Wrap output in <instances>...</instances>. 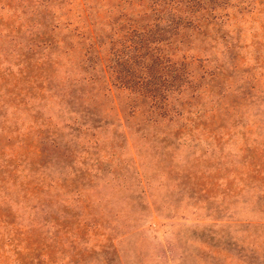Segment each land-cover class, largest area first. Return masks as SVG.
<instances>
[{
  "label": "rangeland",
  "instance_id": "obj_1",
  "mask_svg": "<svg viewBox=\"0 0 264 264\" xmlns=\"http://www.w3.org/2000/svg\"><path fill=\"white\" fill-rule=\"evenodd\" d=\"M151 1L0 0V264H264V0Z\"/></svg>",
  "mask_w": 264,
  "mask_h": 264
},
{
  "label": "trees",
  "instance_id": "obj_2",
  "mask_svg": "<svg viewBox=\"0 0 264 264\" xmlns=\"http://www.w3.org/2000/svg\"><path fill=\"white\" fill-rule=\"evenodd\" d=\"M158 1L161 2V0H152L151 1V5H150L151 6L150 7L151 10L158 11V9L156 7H152L153 5L154 6H156V5L158 6L159 5L157 3ZM134 2L136 3V0H134ZM186 2H189V1L186 0L185 3L183 2V5H184V7H186V9H187V7L189 9V5ZM175 3H176V5H175V8H174V12L175 13H178V14H182L181 13L182 11L179 10L180 6H182L181 5V1L180 0H174V4ZM190 12H192V11L190 10ZM169 13L170 12L167 11L165 14H169ZM157 16H158V14H157ZM184 16H185V18L188 19V22H187V25L186 26H189L190 25V21H194V19L191 18L192 17V14L191 15H184ZM177 17H178V21L177 20L175 21L173 19H168V20L166 19V24H167L166 26H171V24H172L173 26H172L171 29L177 28V25H178V23L181 20V18L179 16H177ZM190 18H191V20L189 21ZM153 20H155V19H153ZM55 22H57V21H52V20L50 21V24H51L50 25V27H51L50 28V31H52V29H54V28L57 27V25L55 24ZM152 23H154V21ZM125 25H126V23H125ZM125 25H123L120 28V30H122V34H123L122 37H123V39H125L123 41H128L129 43H132V38L133 37H135V38L138 37V35H135L137 33V31H136L134 25L128 24L126 27H124ZM182 28H184V26H182ZM152 34L153 33L150 32L149 34L146 33V34H143V36H140L141 38L144 37L143 38L144 39L143 40V45L141 46L144 49V53L139 54V57H140V55H144V56L146 55L148 57L147 59H151L152 60V65H154V67L157 68V69H153V68H151L150 70H148V68L146 69V73H145L146 75L144 74V76H142L143 78H140V80H138L136 82V83L140 82L139 83V88L141 89L140 92L137 93V95L139 97H141V98H146V100H148V108H149V110H154V106L157 103L158 104L160 103L163 106L164 110H165V108L167 106V103H168V102L166 103V100L168 99V96H167V93L166 92L167 91H170V89H171V88H169V85L170 84H167V82H168L167 79L170 76L172 77L173 76L172 73L174 72V80L176 82L179 81V76H178L179 73H178V71H181L183 67L180 66L177 69L176 68L175 69H172L173 71H169V67L166 65V63H169L171 60H169V59H163V57L161 55L162 54V51L160 49H158V47H157L158 43L162 42L163 39H162L161 36L158 39H155V38L150 39ZM90 38H93V37L90 36V37L87 38V40L89 41V44L83 50V55L90 54V49H91L92 45L95 44V42L93 41L94 39L92 40ZM32 46H34L36 48L37 47H42V49H44V48H47L48 47V43L42 42V43H40L38 45L37 44H33ZM32 46L30 47V49L33 48ZM129 47H131V45L130 44H127L126 45V48H129ZM135 50H137V49L135 48ZM26 60H31V59L27 58ZM170 63H172V62H170ZM173 63H176V62H173ZM153 70H155L154 73H156V74H159L160 71H163V73H164L161 76V78L158 76V79L160 78V81L158 83L156 81H154V78H153L154 75L152 73ZM106 78L107 77H105V79ZM89 80H91V79L89 78ZM179 82H181V81H179ZM144 83H145V85H148V87L147 86L145 88L142 87V85ZM182 83L183 84L184 83H187V81H183ZM175 86H176V88L178 90V87H180L181 84H177L176 83ZM164 101H165V103H164ZM180 128H182V127H177V131H179ZM12 171H13V173H15L14 169H8L5 177L6 176L9 177ZM24 189H25V191H28L27 194L29 195V192H30V189L31 188L28 187V188H24Z\"/></svg>",
  "mask_w": 264,
  "mask_h": 264
}]
</instances>
